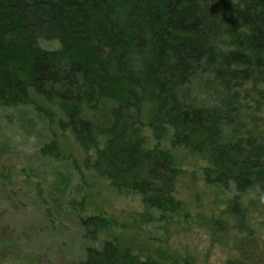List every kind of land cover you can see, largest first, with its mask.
<instances>
[{"label": "trees", "instance_id": "16d2710c", "mask_svg": "<svg viewBox=\"0 0 264 264\" xmlns=\"http://www.w3.org/2000/svg\"><path fill=\"white\" fill-rule=\"evenodd\" d=\"M30 91L60 102L59 123L82 149L105 135L86 165L159 217L181 209L179 172L168 151L145 146L146 98L155 140L171 129L174 146L208 160L206 182L233 186L234 207L257 188L264 208V0H0V104L26 105ZM102 97L116 104L99 128L81 104ZM43 146L56 153L54 142ZM80 220L91 239L111 224ZM85 253L70 264H160L110 239Z\"/></svg>", "mask_w": 264, "mask_h": 264}, {"label": "rangeland", "instance_id": "374dc122", "mask_svg": "<svg viewBox=\"0 0 264 264\" xmlns=\"http://www.w3.org/2000/svg\"><path fill=\"white\" fill-rule=\"evenodd\" d=\"M30 92L26 105L0 104V264H70L85 257L88 245L98 248L106 239L160 264H264L260 190L248 189L234 207L232 185L205 181L208 160L174 146L171 129L154 139L147 124L154 110L150 99L141 104L145 146L168 151L179 172L172 194L182 206L166 217L86 165L105 135H96L97 147L82 149L59 123L66 117L60 102ZM115 104L108 97L92 107L82 102V115L104 128L112 123ZM50 142L56 153L42 151ZM97 214L111 224L91 239L80 217Z\"/></svg>", "mask_w": 264, "mask_h": 264}]
</instances>
